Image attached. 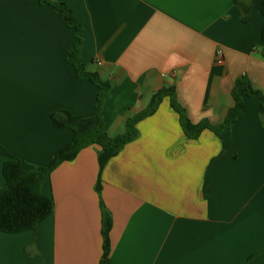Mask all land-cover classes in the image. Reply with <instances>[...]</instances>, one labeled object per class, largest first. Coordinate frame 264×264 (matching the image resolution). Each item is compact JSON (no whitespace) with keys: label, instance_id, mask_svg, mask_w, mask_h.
I'll return each instance as SVG.
<instances>
[{"label":"crops","instance_id":"1","mask_svg":"<svg viewBox=\"0 0 264 264\" xmlns=\"http://www.w3.org/2000/svg\"><path fill=\"white\" fill-rule=\"evenodd\" d=\"M79 29L78 59L109 83L103 130L165 89L137 137L99 170L92 145L46 176L52 213L35 231L0 232V264H99L101 204L111 216L109 264H264V110L188 139L173 99L192 124H223L246 78L264 93V17L241 21L233 0H49ZM74 29L38 0H0V146L27 170L48 163L72 131L50 114L96 111L98 88L79 80L67 53ZM0 154V188L3 185ZM99 181V190L95 189Z\"/></svg>","mask_w":264,"mask_h":264},{"label":"trees","instance_id":"2","mask_svg":"<svg viewBox=\"0 0 264 264\" xmlns=\"http://www.w3.org/2000/svg\"><path fill=\"white\" fill-rule=\"evenodd\" d=\"M42 4L51 5L54 11L68 25L73 27L76 43L67 53V59L73 65L76 77L79 80L90 82L98 88L96 97V111L82 116H75L64 110H56L50 114L52 125L55 129H69L72 138L64 146L58 149L53 158L46 164L36 169L23 168L21 161L9 154L0 146V154L5 158L2 166L3 185L0 188V232L6 234H19L27 231H35L37 226L45 220L53 211V201L50 197L41 193L42 180L49 175L58 165L72 161L77 154L88 146H98L97 162L99 170L114 156L127 142L137 137L136 123L142 118L151 115L162 97L172 92V89H162L150 97L146 109L138 116L129 118L126 122V130L123 134L109 137L103 130L101 106L107 96L110 85L103 81L96 72L85 70L78 59L79 29L72 20L68 9L62 3H54L49 0H38ZM241 13V21L247 23L253 10H258L264 17V0H233ZM261 42L264 43V30L261 33ZM241 89L243 96L257 98L264 110V93L254 88L244 77L238 79L233 89L234 106L219 127H212L206 122L192 124L185 116L184 110L173 100H170L171 108L178 114L180 124L185 136L195 140L200 131L210 129L214 133L229 128L233 122L244 113L242 95L237 89ZM95 189L99 190V181ZM101 235L102 255L99 264H109V239L111 229V216L101 204Z\"/></svg>","mask_w":264,"mask_h":264}]
</instances>
